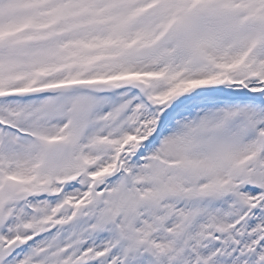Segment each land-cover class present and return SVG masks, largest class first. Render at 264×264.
I'll return each mask as SVG.
<instances>
[{"label": "snow or ice", "instance_id": "1", "mask_svg": "<svg viewBox=\"0 0 264 264\" xmlns=\"http://www.w3.org/2000/svg\"><path fill=\"white\" fill-rule=\"evenodd\" d=\"M0 264H264V0H0Z\"/></svg>", "mask_w": 264, "mask_h": 264}]
</instances>
